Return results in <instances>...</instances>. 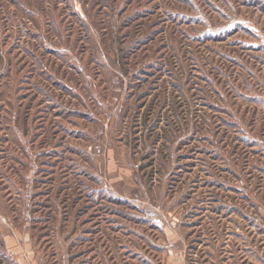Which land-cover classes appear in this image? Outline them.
<instances>
[{
	"label": "rangeland",
	"instance_id": "rangeland-1",
	"mask_svg": "<svg viewBox=\"0 0 264 264\" xmlns=\"http://www.w3.org/2000/svg\"><path fill=\"white\" fill-rule=\"evenodd\" d=\"M0 264H264V0H0Z\"/></svg>",
	"mask_w": 264,
	"mask_h": 264
}]
</instances>
